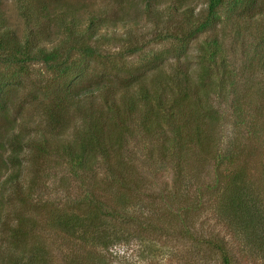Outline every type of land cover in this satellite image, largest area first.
<instances>
[{"label": "rangeland", "instance_id": "obj_1", "mask_svg": "<svg viewBox=\"0 0 264 264\" xmlns=\"http://www.w3.org/2000/svg\"><path fill=\"white\" fill-rule=\"evenodd\" d=\"M63 1L82 2L86 5V14L107 11L111 22L120 19L132 22L129 38L140 50L133 55L126 53L133 47L124 36L125 28L119 24L101 30L105 37L95 44L101 57L85 64L88 73L93 72L94 79L115 83V79L152 75L162 67L159 60L167 62V71L171 63L184 55H191L195 67L192 58L195 41L182 46L173 39L163 40L169 30L191 29L187 19L171 12L161 21L152 20L159 27L156 28L146 18L142 0ZM160 1L159 9L175 0ZM186 3L189 6H185L194 8L196 13H204V0H186ZM1 9L9 26L21 37L25 28L15 2L2 0ZM240 13L219 10L215 16L216 27L201 34L198 41L213 35L223 43L226 70L230 72L228 86L209 96V104L219 116L218 145L223 155H232L237 163L241 162L252 191L259 195V207L264 213V166L261 168L264 164V19H261L264 18V6ZM75 58L77 67L84 68L85 60ZM0 70L10 76L2 81L8 83L6 91L11 89L8 103L10 118L16 121L15 130L34 136L45 126L43 110L51 101L46 88L52 87V75L40 63L29 65L24 72H18L12 66H3ZM43 91L47 95L43 96ZM236 101L241 107L240 114L233 109ZM63 115L68 120L65 134L71 135L78 115L73 110ZM139 123L136 113L130 120L131 134L125 138L122 150L123 159L138 173L135 183L131 180L128 185L111 177L103 160L86 173L75 170L61 154L49 155L35 163L25 153L21 168L23 197L18 199L7 190L0 191V246L10 240L17 217L24 215L27 222L21 225V235H17L18 249L24 254L22 260H26L30 250L36 247L46 264H100L98 260L104 258L109 264H224L221 254L213 249L212 242L216 243L214 239L218 238L226 251L225 257L229 258L228 264H264V259L257 257L255 252H245L227 220L220 217L217 202L225 182L221 180L219 187L210 191L214 177L212 162L195 159L190 154L180 159L183 169L179 181L183 184L174 197L172 189L177 185L175 167L178 158L161 152L163 145H171L170 132L165 129L147 135ZM8 128L4 116H0V145H11ZM197 177L201 180L200 190H191ZM223 177L224 173L221 179ZM184 184L191 187L186 193L182 192ZM122 195H127L131 204L113 225L120 241L110 244L106 250L102 244L81 242L80 232L66 233L51 224L57 215L86 212L89 200L102 203L106 211L116 208L117 213L123 212L115 204ZM182 197L195 200L187 204ZM155 224L159 230L150 226Z\"/></svg>", "mask_w": 264, "mask_h": 264}, {"label": "trees", "instance_id": "obj_2", "mask_svg": "<svg viewBox=\"0 0 264 264\" xmlns=\"http://www.w3.org/2000/svg\"><path fill=\"white\" fill-rule=\"evenodd\" d=\"M13 1L25 29L21 37L15 33L7 23L0 0V68L12 66L18 72H24L29 65L40 63L52 75V87L46 88L51 101L43 110L45 126L29 137L15 130L16 121L10 118L11 106L8 103L11 89L6 91L8 83L2 81L10 76L0 70V116H4L9 125L11 143L0 145V180L4 176L0 191L7 190L8 194L18 196V199L23 197L21 168L25 153L35 163L49 155L61 154L75 170L86 173L103 160L111 177L123 184L128 185L131 180L135 183L138 173L123 159L122 150L125 138L131 134L130 120L137 113L144 134L152 135L165 129L170 132L171 145H163L161 152L178 158L175 167L177 185L173 187L172 195L175 197L183 184L179 181L183 169L180 159L190 154L195 159L211 161L214 177L207 176L213 180L210 191L217 189L221 180L225 182L217 202L220 217L227 220L246 253L252 251L264 259V213L259 207V195L252 191L241 162L237 163L232 155L225 156L220 152L217 138L219 116L209 104L210 94L223 91L229 82L230 72L226 70L223 43L209 34L202 42L198 41L201 34L216 27L215 16L219 10L226 9L231 14L244 10L249 13L262 8L264 0H204L205 9L201 14L196 13L194 8L186 7V0H175L161 9L160 0H142L145 16L151 22L161 21L171 12L188 20L191 29L169 30L171 32L167 31L163 40L173 39L182 46L195 41L196 50L192 56L195 67L191 55H184L165 71L167 62L162 59L158 64L163 68L158 67L152 75L115 79V83L94 79L93 72L88 73L85 64L101 57L95 48L98 40L105 37L101 30L118 24L125 28L124 36L133 47L128 48L126 53L133 55L140 50L129 38L133 28L131 21L120 19L111 22L107 11L86 14V5L78 1ZM75 56L78 60H85L84 68L77 67ZM233 109L241 113L237 101ZM68 110L78 115L71 135H66L64 128L68 126V120L63 114ZM222 173L224 179H221ZM200 183L197 177L192 189L184 184L182 192L190 189L199 191ZM194 200L185 199L184 203L190 204ZM115 204L123 212L117 213L116 208L106 211L102 203L89 200L86 212L57 215L51 224L66 233L80 232L81 242L86 245L102 244L106 250L110 244L120 241L113 225L131 202L127 195H122ZM25 218L24 215L17 217L10 240H6L5 246H0V264H46L42 252L36 247L30 250L26 260H22L24 254L18 249L17 235H21V225L27 222ZM150 226L159 230L156 224ZM214 240L213 249L221 254L223 263L228 264L229 258L225 257L222 241L218 238ZM98 263L109 264L106 258L99 259Z\"/></svg>", "mask_w": 264, "mask_h": 264}]
</instances>
